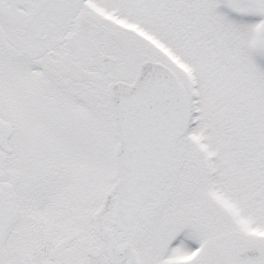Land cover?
<instances>
[{
    "label": "snow or ice",
    "instance_id": "snow-or-ice-1",
    "mask_svg": "<svg viewBox=\"0 0 264 264\" xmlns=\"http://www.w3.org/2000/svg\"><path fill=\"white\" fill-rule=\"evenodd\" d=\"M0 264H264V0H0Z\"/></svg>",
    "mask_w": 264,
    "mask_h": 264
}]
</instances>
